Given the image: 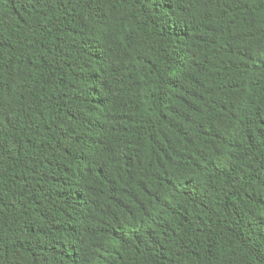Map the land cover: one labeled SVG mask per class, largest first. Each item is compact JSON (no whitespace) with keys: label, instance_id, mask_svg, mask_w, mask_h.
<instances>
[{"label":"trees","instance_id":"16d2710c","mask_svg":"<svg viewBox=\"0 0 264 264\" xmlns=\"http://www.w3.org/2000/svg\"><path fill=\"white\" fill-rule=\"evenodd\" d=\"M0 264H264V0H0Z\"/></svg>","mask_w":264,"mask_h":264}]
</instances>
